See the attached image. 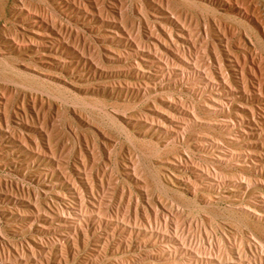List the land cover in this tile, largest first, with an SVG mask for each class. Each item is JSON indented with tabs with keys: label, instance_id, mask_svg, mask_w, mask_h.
<instances>
[{
	"label": "rangeland",
	"instance_id": "1",
	"mask_svg": "<svg viewBox=\"0 0 264 264\" xmlns=\"http://www.w3.org/2000/svg\"><path fill=\"white\" fill-rule=\"evenodd\" d=\"M84 1L86 12L72 9V1L0 0V60L4 61L0 69V264H36L40 257L43 264H161L145 256L146 251L158 252L166 245L155 238L146 246L116 248L113 242L118 233L95 250L97 237L102 239L106 233L104 228L88 232L86 238L75 232L67 235L66 229L61 234L55 231L60 224L54 213L63 207L75 213L79 207L65 187V176L75 173L79 148L85 154L92 151L87 162L102 175L104 188L97 194L108 203L109 214L133 212L129 194L147 191L148 198L141 201L159 204L168 212L169 232L178 235L189 251L185 259L203 257V264H264V132L258 134L249 124L251 110L264 129V100L237 97L229 110L211 112L204 103V97L212 93L209 90L200 96L189 89L188 82L173 86L158 79L145 86L147 80L131 72L135 58L118 61L110 51L131 48L117 47L111 40V25L120 18L127 26L130 21L138 23L141 10L155 23L163 25L165 18L146 0H107V10L100 1L98 6ZM172 2L185 25L197 32L198 50L203 51L205 61L211 58L203 39L215 41L218 50L225 49V41L219 40L211 25L216 22L228 32L232 54L246 59L248 65L258 64L264 93V10L245 0L248 13L256 17L253 20L219 0ZM114 5L121 8V17ZM21 9L41 15L43 23H56L58 33L42 25L41 30H31ZM205 23L211 25L208 33ZM34 41H41V51ZM72 48L83 56L70 52ZM12 67L24 74L26 114L12 115L8 125L28 139L36 137L39 148L30 140L28 146L20 145L1 120V115L23 111L22 101L12 95L19 88ZM145 69L156 71L153 66ZM225 69L238 88L237 70L229 62ZM246 77L251 78L250 74ZM128 83L140 90H129ZM173 98L196 110L184 140L164 133L156 121L166 116L163 110H169L162 101ZM242 131L246 137L240 136ZM200 139L205 142L201 148L196 145ZM228 151L233 158L221 160ZM186 157L201 169H214L217 176L191 188L186 177L193 178V172L182 169L180 161ZM123 164L134 165L145 186L131 182L119 170ZM15 183L18 188L12 186ZM73 215L68 219H74ZM40 241L41 248L37 246ZM59 253L63 259H57Z\"/></svg>",
	"mask_w": 264,
	"mask_h": 264
},
{
	"label": "bare ground",
	"instance_id": "2",
	"mask_svg": "<svg viewBox=\"0 0 264 264\" xmlns=\"http://www.w3.org/2000/svg\"><path fill=\"white\" fill-rule=\"evenodd\" d=\"M64 1L66 3L69 2L71 3L72 1V6H73L72 9H76L78 12L80 10L85 12L88 11L87 4L84 0L81 1L78 0V3L77 0H64ZM99 1L104 5V8L107 10L106 8L107 0H92L90 3L92 5L98 6ZM115 1L121 3V0H114V2ZM146 1L148 6H150L154 10V12L161 14L165 18L167 23H164L165 20L163 22V25L161 23L159 24L155 23L156 21L154 22L151 21L147 17V13L143 14L141 12L142 10L140 11V18L138 23L130 21L129 26H127L123 22V19L120 18L119 20L114 21L111 25V27L113 28L112 29L113 34L111 35V40L116 42L117 47H122L123 49V47L130 46L131 48L127 51H122L121 49L118 48H114V49L110 48V51L115 52L114 58L117 59L118 61L128 58L130 59V57L135 58L134 62L130 61V63L132 62L131 63L132 65L130 67L132 68L131 72H133L135 77H141L147 80V82L146 81L144 82L145 86H148V81L152 79L154 80L158 79V81L161 82L165 81L167 85H173V86L179 85L184 82H188L189 89L195 91L196 95H200V96L203 94V92L209 90L212 93L207 97H204L205 98L204 103L207 105L206 108L211 112H214L215 110L216 111L229 110L230 105L237 97H243L246 99L254 98L255 100H264V93L262 92L263 84L261 83V81H259L258 78L259 75L258 64L252 62L249 63L248 65L246 59L244 58L240 59L239 56L236 55L237 56L236 57L232 54L233 51L231 52V48H229L230 46L228 45L230 43L228 41L229 35L226 30L224 29L221 30V28L217 25L216 22L211 23V25L216 28V31H218L219 40L225 41V45H223L225 46V49L221 50L219 47L220 50H218L217 49L218 45H216L217 43L216 44L214 43L215 41L213 42L211 41V39L209 41L203 39L202 43L205 45L206 47L205 49L207 50L206 52L209 53L210 55L209 57L211 58V61L209 60L207 62L203 59L202 54H200L203 51L200 52L201 50L198 47V43L196 42V40H198L197 32H195L194 29L191 28L190 26L185 25L186 23L185 21H183L182 17L174 11L172 6V4L174 3L172 2V0H146ZM219 1L228 4L229 6L238 8L243 16H249L253 20H256V17L253 18L248 13V9H247L248 7L245 5L244 2L245 0L243 1L219 0ZM247 1H249V4L252 5L254 8L258 10H264V0H247ZM112 8L115 10L116 12L115 14L121 17L122 15L121 8H117L116 5L112 6ZM28 10L29 9L26 10L21 9V13H23L22 19L26 20L25 22H28V27L32 28L31 30L33 31L34 29L41 30V25H42L51 33H58L59 28L55 26L56 23L55 24L43 23L41 22V15L31 13V11ZM164 24H168V25H164ZM210 26L209 24L205 23L204 27L206 32L208 31ZM32 39L33 37L30 40ZM34 42H35L36 50L41 51V41H34ZM66 44L68 45V43ZM198 48L200 51L198 50ZM77 50L79 49L77 48ZM77 50L72 48L70 49V52H73L78 57L83 56L81 54L82 52L80 53ZM62 51H64V49ZM50 52L53 53L52 51ZM53 54L56 55L55 53ZM3 62L4 61L0 60V69L3 66ZM226 62H229V65L234 67V70H237L238 78L236 79V84H238L237 86L238 88L235 87L234 84L235 82H233L228 71H226L225 69ZM152 66L153 68L154 67L156 68L155 73L154 72L150 73L151 71L148 72L147 69H145L144 71V68H151ZM13 70L15 72L14 75L15 82L14 81L13 82L17 86H19V88L16 89L15 94L12 95H15L16 99L22 101L23 111L22 113L19 111H12V114L10 116L7 114L1 115V120L6 122V125L8 127L7 130L9 134L12 135L15 139L17 137L16 140L19 142L20 145H23L24 147L28 146L27 142H29L30 140L31 143H33L36 146V148H39L41 144L36 137L32 139H28L24 133H20L21 131L18 132L19 129L17 127L9 126L10 124L8 125V123L10 122V117L12 115L19 116L22 114H26L25 92L23 90L26 87L25 85L26 82L23 80L24 74H22V71L20 72L19 69L13 68ZM245 71H247V75L250 74L251 78H247L246 77L247 75L245 76ZM0 76L3 77V74L1 72H0ZM126 85L128 86L127 88L131 91L138 92L140 90L139 88H137L136 90L134 87L129 85V83ZM162 103L169 110L166 111L163 110L164 112H166V116L162 115L163 119L156 120L157 123L162 124L164 133L172 134L171 137L177 140L179 139L184 140L187 137L186 131L190 127L189 121L191 119H195V111H196L195 107L191 106V109L189 110L187 109V106L185 107V104L183 103L182 100L174 99V98L170 99L169 101L167 100L162 101ZM33 106L35 107V105ZM5 112H7L6 109ZM249 114L251 115L250 116L251 121L249 124L253 125V129H257L259 131L258 134L263 133L264 132V129L262 127L263 124H261L260 121L256 119L254 111L250 110ZM235 115L237 116V114ZM239 121L243 122L242 119H240ZM46 133L47 132H45V134ZM48 135L49 134H47V136ZM240 136L246 137V133L242 131L240 132ZM203 140L204 139L198 140L196 145H198V147L200 148L203 147L205 145V142ZM91 155H92L91 149L90 150L88 149L87 154H85V151L82 148H79L80 157L78 158L77 164L75 166V173L74 175L67 174L69 176H65V187L71 193V195H73V197H75L79 201V207L74 208L75 213H71L70 207H66V208L63 207L61 210H59V212L54 213L53 218L59 222L58 224H60L59 227L55 229V231L58 234H61L63 229H66L64 232L67 235L72 232L73 233L75 232L81 234L83 237L86 238L88 232L104 228V231L106 233L102 239H98L97 237L95 250H99L100 248H102L104 245H106V243H108L109 239H114L115 235L118 233H120L121 235L115 240V242H113L116 248H120V247L127 248L130 247L131 245H135L136 247L146 246L147 244H153V239L155 238L154 240L162 241L166 245L163 244L161 247H159L158 252L146 251L145 252L146 257L155 258L161 264H199V263L203 264L205 260L203 257L198 258L195 256L192 258L190 257V259L187 258L185 259L183 257L184 254H189V251L188 249L185 248L182 239L178 235L169 232L167 225L169 220L168 212H165L164 210L162 211V209H160L162 208V206L159 204L155 205L151 201H147V200L145 202L141 201V198H148L147 191L138 194L136 196L129 194V198L131 199L134 205L133 212H128L125 215L120 214L118 212L113 215L109 214L108 203L102 199L103 198L102 196L97 194L98 191L100 190L102 191L104 188V180L102 178V175L98 171H94L88 165L87 162V158H90ZM222 155L223 156L221 157L223 158H221V160L223 161H229L233 158V154L230 153L229 151ZM180 161L182 164L181 165L182 169L186 170L189 168L193 172L192 174L193 178L186 177L188 185L191 188H195L198 185V183L212 180L214 176H217V171H215L214 169L212 170L209 168L201 169L195 164L193 165L192 161L188 157L183 159L181 158ZM122 166L123 168H120L119 170H123L124 175L127 176L131 182L135 183L137 187L145 186L144 184H141L142 180L137 174L134 165L127 166L123 164ZM12 186L15 188L19 187L18 183L12 184ZM72 214H74L76 217L74 219H68V217L70 216L72 217ZM121 217L125 221H128V223L122 221L120 219ZM48 218L50 219V217ZM153 223L155 225H153ZM39 226H40L39 233L41 234V225L39 224ZM34 240L37 241L36 239ZM34 244L36 245V243ZM41 244L42 243L40 241L37 244V246L41 248ZM30 245L32 248L34 247L33 244ZM62 257H63L62 254L59 253L57 259L60 260ZM176 259H181V260L175 262ZM184 260L186 262H184ZM43 263H45V261L41 262V257L39 260L36 261V264H43Z\"/></svg>",
	"mask_w": 264,
	"mask_h": 264
}]
</instances>
